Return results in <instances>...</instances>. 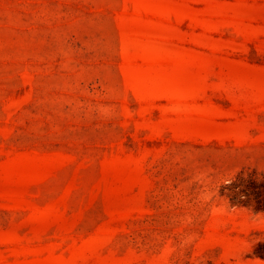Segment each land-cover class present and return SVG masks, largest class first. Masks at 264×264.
I'll return each instance as SVG.
<instances>
[{"label":"rangeland","instance_id":"374dc122","mask_svg":"<svg viewBox=\"0 0 264 264\" xmlns=\"http://www.w3.org/2000/svg\"><path fill=\"white\" fill-rule=\"evenodd\" d=\"M259 252L264 0H0V264Z\"/></svg>","mask_w":264,"mask_h":264},{"label":"trees","instance_id":"16d2710c","mask_svg":"<svg viewBox=\"0 0 264 264\" xmlns=\"http://www.w3.org/2000/svg\"><path fill=\"white\" fill-rule=\"evenodd\" d=\"M238 198H240V196L239 195H235L234 197H232V202L233 203H235V202H238L237 200H238ZM241 202V201H240ZM259 256H264V253H261V252H259V253H257Z\"/></svg>","mask_w":264,"mask_h":264}]
</instances>
